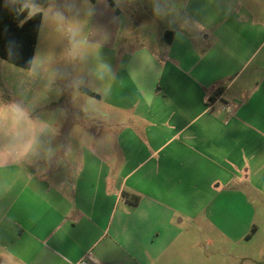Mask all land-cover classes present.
<instances>
[{"label": "crops", "instance_id": "0c3cea01", "mask_svg": "<svg viewBox=\"0 0 264 264\" xmlns=\"http://www.w3.org/2000/svg\"><path fill=\"white\" fill-rule=\"evenodd\" d=\"M234 1L110 0L114 75L0 167V264H264V0Z\"/></svg>", "mask_w": 264, "mask_h": 264}, {"label": "rangeland", "instance_id": "374dc122", "mask_svg": "<svg viewBox=\"0 0 264 264\" xmlns=\"http://www.w3.org/2000/svg\"><path fill=\"white\" fill-rule=\"evenodd\" d=\"M109 2L110 0H45L42 4L34 3L40 8L37 13H42L43 19L33 64L31 68L24 69L0 58V102L24 104L32 113L33 119L51 123L73 119L68 112L69 93L66 85L79 79V73H85L87 87L98 90V80L92 74L96 68L93 60L99 57L97 18ZM234 3L242 5L243 0H235ZM56 12L64 15L63 24L54 19ZM71 27L80 29L77 39L84 43L79 51L86 54V60L82 61L79 55L76 58L70 55L72 45L67 30ZM123 33L129 36L130 32ZM57 69L63 70V77H54L53 73ZM95 108L97 111L92 112ZM93 109L86 113L81 110L75 118L83 116L90 121H99V106ZM96 127L97 125L92 127L93 130H97ZM112 135L109 133V138Z\"/></svg>", "mask_w": 264, "mask_h": 264}, {"label": "clouds", "instance_id": "9594fccd", "mask_svg": "<svg viewBox=\"0 0 264 264\" xmlns=\"http://www.w3.org/2000/svg\"><path fill=\"white\" fill-rule=\"evenodd\" d=\"M8 4L13 6L20 5L19 11L23 12L28 9V16H34L40 11L32 0H7ZM159 10V9H158ZM61 24L64 23L65 17L62 13L56 12L54 15ZM72 51L70 55L83 61L87 59L86 54L79 51L84 41L77 39L80 36L79 28H68ZM96 79L104 81L107 76H113V69L109 64L98 62L93 73ZM54 77H63L62 69H57L53 73ZM84 78L69 82L66 87L78 88L84 83ZM32 125L33 128L28 126ZM55 127L48 121H35L30 110L22 103H2L0 102V167H6L10 164H20L27 162L33 163L34 157H39L46 144H51V135L55 134ZM52 149H47V154L51 155Z\"/></svg>", "mask_w": 264, "mask_h": 264}, {"label": "trees", "instance_id": "16d2710c", "mask_svg": "<svg viewBox=\"0 0 264 264\" xmlns=\"http://www.w3.org/2000/svg\"><path fill=\"white\" fill-rule=\"evenodd\" d=\"M44 3L45 0H32ZM20 5L13 9L7 0H0V58L18 66L29 69L33 64L36 45L43 19L42 13L29 17L28 9L19 11ZM132 205L139 202L138 196H128Z\"/></svg>", "mask_w": 264, "mask_h": 264}, {"label": "built area", "instance_id": "2783aa9c", "mask_svg": "<svg viewBox=\"0 0 264 264\" xmlns=\"http://www.w3.org/2000/svg\"><path fill=\"white\" fill-rule=\"evenodd\" d=\"M227 110H230V107H227ZM91 257V255L88 256V259H84L81 261V264H89V258Z\"/></svg>", "mask_w": 264, "mask_h": 264}]
</instances>
